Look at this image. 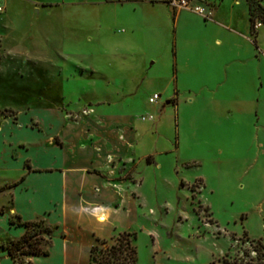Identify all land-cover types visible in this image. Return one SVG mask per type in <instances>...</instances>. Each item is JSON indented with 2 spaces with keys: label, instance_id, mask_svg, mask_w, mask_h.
Instances as JSON below:
<instances>
[{
  "label": "rangeland",
  "instance_id": "obj_1",
  "mask_svg": "<svg viewBox=\"0 0 264 264\" xmlns=\"http://www.w3.org/2000/svg\"><path fill=\"white\" fill-rule=\"evenodd\" d=\"M206 1L207 18L184 10L185 21L176 27L177 9L162 0H0V118L14 122L19 112L27 125L41 129L32 107L47 122L53 118L46 107L71 121L95 110L131 114L144 131V148L154 163L141 162L135 171L140 181L133 190L143 213L125 197L116 215L135 232L139 264L206 263L242 256L245 249L253 256L259 239L264 253V24L250 13L246 19L242 0L241 7H224L222 29L209 20L220 0ZM176 56L196 67L192 73L178 71L177 82ZM219 78L227 80L215 89ZM153 91L161 96L148 102ZM69 126L60 133L78 130ZM21 129L19 138H36V132ZM77 146L74 141L68 150L76 154ZM100 147L94 161L115 173ZM21 166L19 159L0 160V184L17 178ZM131 172L124 177L136 181ZM42 183L34 190L38 200L19 194L11 208L24 216L47 208L55 195ZM1 195L5 242L23 227L8 223L10 197L4 190ZM92 206L80 211L92 214ZM94 211L97 221L105 219L100 206ZM48 222L54 226L51 241L64 240L65 233ZM74 249L77 259L65 263L86 264L82 246ZM28 258L31 264L64 263L57 243L47 255ZM0 264L19 263L0 248Z\"/></svg>",
  "mask_w": 264,
  "mask_h": 264
},
{
  "label": "crops",
  "instance_id": "obj_2",
  "mask_svg": "<svg viewBox=\"0 0 264 264\" xmlns=\"http://www.w3.org/2000/svg\"><path fill=\"white\" fill-rule=\"evenodd\" d=\"M197 1L208 2L206 0ZM226 5L232 9L235 6L241 7L242 0H229L227 4L224 0H220V3L213 9V18L209 20L212 21V24L222 29H226V26L221 22V15ZM168 6L173 9L170 5ZM176 9L173 18L177 27L179 21H185L182 16L183 11H193L183 8ZM245 9L247 10L245 17L248 19L249 8L247 3ZM230 30L233 29L230 28ZM244 33L247 37L248 25L246 24ZM188 39L191 40L192 38ZM214 41L215 44H219L221 38L216 36ZM196 47L198 45L193 46L192 50L190 49V55L191 51H194ZM180 59L176 56L177 69L174 74L176 82L180 80L178 71L180 73L196 71L194 65H186ZM226 80L227 78H219V80H216L214 88H221ZM170 96L171 94H167L168 98ZM234 96L238 103L243 102L244 99L240 93H235ZM190 97V100L194 99V96ZM46 108L49 116L53 118L52 122H47L34 107L30 109L41 123L43 127L41 129L27 125L25 118L19 112H17L18 117L14 122L10 121L7 116L0 118V160L19 159V163L23 167L17 178L0 184V187L4 186L0 190H4V192L6 191L9 194L10 198L6 208L9 212L19 215L20 220L42 218L45 222L48 220L57 224L56 228L61 229L65 233V239L62 240L58 236V238H53L50 247L55 245V243L59 244L62 259L64 260L63 264H66V259H77V253L74 249L76 245L82 246L84 254H88V248L94 242L95 237L109 238L118 231L133 229L130 226L131 224L117 220L116 215L124 208L125 197H130L137 213H143L139 206L138 196L133 190V184L140 181L135 171L137 165L141 162L147 163L145 161L146 156H150V163L154 162L149 148H144L145 139L142 140V138L145 133L144 131H139L136 126V119L131 114H111L94 110L91 116H87L80 121H71L65 118V115L62 114L63 111L56 108ZM65 124H69V127L78 125V130L72 127L76 132L64 130L65 134L63 133L64 135H62L60 129ZM19 128H23L24 131L29 133L36 132V138L32 141L19 138L16 136ZM51 135L56 136L57 141L50 140ZM74 141L78 144V152L76 154L68 150ZM177 142L179 143L178 140ZM101 145L100 151L108 154L106 159L109 166L115 170V173L108 174L104 172L99 164L96 163V160L94 161V149L99 148ZM122 166H125V171H122ZM131 168L133 170L131 173L137 177L136 181L128 176L124 177V173ZM40 181L45 184L43 185L42 183L43 187H46L45 191L47 194L55 195L51 204L47 208H43L39 213L34 212L30 216L15 212L11 206L19 194L25 195L30 201L31 199L35 201L40 198L38 194H34V190L38 188L36 185ZM121 187H126V190L121 192ZM1 197L4 196L1 195ZM86 204L100 206L104 212L105 219L97 221L95 212L92 215L80 211V207ZM54 211H57L60 216L57 217L58 214L54 216ZM65 217L69 220H66ZM22 229H20L19 234ZM33 256L36 257L38 255Z\"/></svg>",
  "mask_w": 264,
  "mask_h": 264
},
{
  "label": "trees",
  "instance_id": "obj_3",
  "mask_svg": "<svg viewBox=\"0 0 264 264\" xmlns=\"http://www.w3.org/2000/svg\"><path fill=\"white\" fill-rule=\"evenodd\" d=\"M250 13V18L257 17L264 24V6L260 0H245ZM145 161H151L146 156ZM4 186H1L2 189ZM0 213L3 210L0 208ZM8 223L21 225V233L5 242L0 241V248L6 252L9 258L19 264H31L28 257L33 255H46L51 244L53 226L42 218L32 220H20L19 215L8 217ZM135 232L133 230H121L109 238L95 237L94 242L88 248L86 264H139L136 259L134 244ZM255 255H249L248 250L243 251L242 256L233 258L222 257L206 263H150V264H264L263 243L259 240L252 245ZM27 258V259H25ZM25 259V261H24Z\"/></svg>",
  "mask_w": 264,
  "mask_h": 264
},
{
  "label": "built area",
  "instance_id": "obj_4",
  "mask_svg": "<svg viewBox=\"0 0 264 264\" xmlns=\"http://www.w3.org/2000/svg\"><path fill=\"white\" fill-rule=\"evenodd\" d=\"M166 4L170 5L172 8H183L195 11L201 14L204 18L210 15V7L207 2H198L197 0H162ZM161 96L160 93L152 92L147 96L148 102H155ZM97 206V205H96ZM96 206H92L89 210L94 213Z\"/></svg>",
  "mask_w": 264,
  "mask_h": 264
}]
</instances>
